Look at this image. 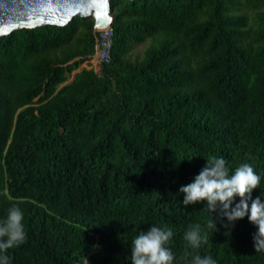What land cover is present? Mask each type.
Listing matches in <instances>:
<instances>
[{
    "label": "trees",
    "instance_id": "obj_1",
    "mask_svg": "<svg viewBox=\"0 0 264 264\" xmlns=\"http://www.w3.org/2000/svg\"><path fill=\"white\" fill-rule=\"evenodd\" d=\"M110 5L99 71L79 70L97 50L92 18L0 37V220L16 205L27 233L12 264H131L152 225L172 228L174 264H264L247 217L215 218L188 247L185 231L213 214L178 194L211 157L229 175L249 163L261 176L252 198L264 194V0Z\"/></svg>",
    "mask_w": 264,
    "mask_h": 264
},
{
    "label": "clouds",
    "instance_id": "obj_2",
    "mask_svg": "<svg viewBox=\"0 0 264 264\" xmlns=\"http://www.w3.org/2000/svg\"><path fill=\"white\" fill-rule=\"evenodd\" d=\"M226 164L223 157L207 159L192 182L179 188L178 194H182L181 203L185 207L204 203L213 214V220L204 227L200 224L190 226L183 239L188 247L199 249L206 241L205 231L217 230L215 218H219L223 227L230 228L235 222L247 217L257 229L253 235L254 250L264 251V194L252 198L261 176L249 163H242L229 175ZM23 219L22 210L13 205L8 209L6 218L0 220V264H12L8 250L25 243L27 233ZM173 235L172 228L168 226L152 225L147 231H140L131 242V264H174L176 257L167 247ZM189 264L217 262L211 255L196 254Z\"/></svg>",
    "mask_w": 264,
    "mask_h": 264
},
{
    "label": "water",
    "instance_id": "obj_3",
    "mask_svg": "<svg viewBox=\"0 0 264 264\" xmlns=\"http://www.w3.org/2000/svg\"><path fill=\"white\" fill-rule=\"evenodd\" d=\"M111 0H0V37L20 29L66 26L92 18L94 33L112 27Z\"/></svg>",
    "mask_w": 264,
    "mask_h": 264
},
{
    "label": "built area",
    "instance_id": "obj_4",
    "mask_svg": "<svg viewBox=\"0 0 264 264\" xmlns=\"http://www.w3.org/2000/svg\"><path fill=\"white\" fill-rule=\"evenodd\" d=\"M98 34L97 50L89 63H84L80 67L86 69H94L99 71L101 65L109 64L111 61V53L113 48V30L112 27L100 30Z\"/></svg>",
    "mask_w": 264,
    "mask_h": 264
},
{
    "label": "rangeland",
    "instance_id": "obj_5",
    "mask_svg": "<svg viewBox=\"0 0 264 264\" xmlns=\"http://www.w3.org/2000/svg\"><path fill=\"white\" fill-rule=\"evenodd\" d=\"M145 48H146V44H144V45H140V46H138V47L135 48V50L133 51V54H134V55H139V56H141ZM80 69H81V67L79 68V70H80ZM77 72H78V70L75 71L74 73H72V75H71L70 78L68 79V82H67V83H69V82L72 80L73 75H74L75 73H77Z\"/></svg>",
    "mask_w": 264,
    "mask_h": 264
},
{
    "label": "crops",
    "instance_id": "obj_6",
    "mask_svg": "<svg viewBox=\"0 0 264 264\" xmlns=\"http://www.w3.org/2000/svg\"><path fill=\"white\" fill-rule=\"evenodd\" d=\"M73 78V77H72Z\"/></svg>",
    "mask_w": 264,
    "mask_h": 264
}]
</instances>
